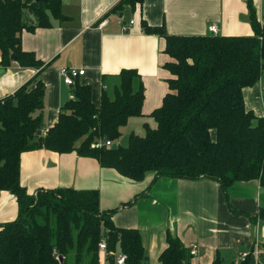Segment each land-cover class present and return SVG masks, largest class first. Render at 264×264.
I'll return each mask as SVG.
<instances>
[{"label": "trees", "instance_id": "trees-1", "mask_svg": "<svg viewBox=\"0 0 264 264\" xmlns=\"http://www.w3.org/2000/svg\"><path fill=\"white\" fill-rule=\"evenodd\" d=\"M62 1L0 0V67L17 62L38 70L0 100V193L14 195L18 208L14 221L0 225V264H99L102 240L106 264H116L119 255L125 256L124 264H144L140 232L117 228L111 220L115 210L101 211L96 191L58 188L27 194L20 183L21 155L41 148L75 152L133 181L149 173L154 179L213 180L225 197L237 182L259 180L264 187V117L246 110L243 100V89L254 86L264 71V23L252 0L247 9L253 35L247 37L168 35L163 25L150 26L142 18V31L162 36L170 58L164 65L171 74L168 93L149 115L156 127L144 124L145 135L130 134L125 147L92 149L98 141L117 142L128 120L142 116L143 85L136 70H122L113 84L102 85L96 106L90 86L76 80L57 122L44 136L37 135L43 129L45 87L38 78L43 65L22 51L21 34L64 20ZM143 1L119 0L104 17L133 13ZM26 13L36 18V25L28 24ZM259 218L264 220V209ZM166 243L160 264H191L189 250L177 237L167 233ZM213 264H220L219 259ZM241 264H249V258Z\"/></svg>", "mask_w": 264, "mask_h": 264}, {"label": "crops", "instance_id": "crops-1", "mask_svg": "<svg viewBox=\"0 0 264 264\" xmlns=\"http://www.w3.org/2000/svg\"><path fill=\"white\" fill-rule=\"evenodd\" d=\"M118 2L63 0L64 20H52L47 28L22 32V51L33 53L43 65L38 78L45 87V131L57 122L61 107L73 96L74 87L65 85L59 75L64 67L85 69L77 82L90 86L96 106L102 85L107 88L113 84V77L122 70L138 72L144 93L142 116L130 118L122 134L129 127L130 134H134L138 124L132 120L149 117L162 105L171 77L164 65L170 58L164 53L162 36L142 31V18L150 26L163 25L168 35H253L247 0H144L130 13L134 23L126 33L120 31L124 17H104ZM252 3L259 23L263 24L264 0ZM26 17L29 25H36L32 14L26 13ZM103 21L106 24L101 27ZM212 26L216 34L209 31ZM0 71V100L38 73L37 69L20 67L17 62L6 69L0 67ZM103 77H107L106 82ZM263 93L264 71L254 86L243 89L245 108L256 117H264ZM37 135L40 136L39 131ZM20 183L29 195L41 189L96 191L100 210H115L111 220L117 228L140 232L147 256L144 264H160L159 256L167 247V233L177 237L188 250L191 244L197 246L191 264H213L217 258L220 264H241L245 257L249 264H264V220L259 218L264 209V187L259 180L237 182L228 188L225 197L213 180L154 179L149 173L143 180L133 181L113 169L102 168L93 158L41 148L21 155ZM17 214L15 196L2 191L0 225L14 221ZM99 264H106L105 253L99 255Z\"/></svg>", "mask_w": 264, "mask_h": 264}, {"label": "built area", "instance_id": "built-area-1", "mask_svg": "<svg viewBox=\"0 0 264 264\" xmlns=\"http://www.w3.org/2000/svg\"><path fill=\"white\" fill-rule=\"evenodd\" d=\"M21 1L24 3H32L35 0H21ZM133 23H134V21L132 19H129L128 22L120 23V31L122 33H126L129 30V28L133 25ZM105 24H106V21H103L100 23V26L102 27ZM209 31L213 34H216V32H217L216 28L214 26L210 27ZM84 74H85V69H78V68H74V67H64V68H61L59 71V75H60L63 83L65 85H67L68 87H74L76 80L79 77L84 76ZM39 133H40V136H44L46 134V131L44 129H40ZM102 146L110 147V146H112V143L109 141H106L104 143L101 141H98L96 143L91 144L90 147L92 149H97V148H100ZM105 250H106V243L104 240H102L98 245L99 255L104 254ZM189 253L191 256H194L197 254V246L195 244H191L189 246ZM245 256L246 255H244L243 257H245ZM124 260H125V256L119 255L116 258V264H124Z\"/></svg>", "mask_w": 264, "mask_h": 264}, {"label": "rangeland", "instance_id": "rangeland-1", "mask_svg": "<svg viewBox=\"0 0 264 264\" xmlns=\"http://www.w3.org/2000/svg\"><path fill=\"white\" fill-rule=\"evenodd\" d=\"M35 114V113H34ZM132 123H136L138 124V131L137 129H131V130H135L134 134L138 135L140 137L145 135V130H144V124H147L150 128H155L156 127V123L155 121L151 118V117H142L140 119H133ZM123 134H121L123 136V140L120 138L117 142L113 143L112 146L116 147V146H121V147H125L128 143V135L131 133L130 131V127L126 128L125 130H123ZM122 140V142H121Z\"/></svg>", "mask_w": 264, "mask_h": 264}, {"label": "water", "instance_id": "water-1", "mask_svg": "<svg viewBox=\"0 0 264 264\" xmlns=\"http://www.w3.org/2000/svg\"><path fill=\"white\" fill-rule=\"evenodd\" d=\"M42 0H35V2H39ZM120 18L124 17L125 22H128V20L130 19V11L129 10H125L124 12H122L119 15ZM12 58L14 59V56H12ZM0 73H2V71H0ZM58 260L61 262L62 261V257H59Z\"/></svg>", "mask_w": 264, "mask_h": 264}]
</instances>
